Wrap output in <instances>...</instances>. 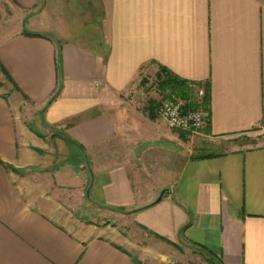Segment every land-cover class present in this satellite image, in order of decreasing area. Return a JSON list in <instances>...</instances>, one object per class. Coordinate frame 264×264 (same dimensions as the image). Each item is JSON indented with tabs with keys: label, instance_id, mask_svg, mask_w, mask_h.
Returning <instances> with one entry per match:
<instances>
[{
	"label": "crops",
	"instance_id": "1",
	"mask_svg": "<svg viewBox=\"0 0 264 264\" xmlns=\"http://www.w3.org/2000/svg\"><path fill=\"white\" fill-rule=\"evenodd\" d=\"M13 1L25 11L38 2ZM90 3L101 9L104 46L29 37L23 30L32 22L18 12L16 33L0 45V64L24 96L45 106V123L89 163L84 185L85 171H73L56 186L93 207L135 210L157 235L185 238L221 264H264V146L232 140L264 132V0ZM151 65L208 87L201 136L219 151L206 158L189 150L190 140L159 114L131 106L125 97ZM20 129L0 93V162L17 169L39 161L19 142ZM59 166L57 175L69 169ZM21 179L0 164V264H155L123 237L75 229L65 210L58 223L45 209L54 201L22 191Z\"/></svg>",
	"mask_w": 264,
	"mask_h": 264
},
{
	"label": "rangeland",
	"instance_id": "2",
	"mask_svg": "<svg viewBox=\"0 0 264 264\" xmlns=\"http://www.w3.org/2000/svg\"><path fill=\"white\" fill-rule=\"evenodd\" d=\"M90 2L91 0H38L32 10L25 11L13 0H0V45L16 33L18 23L15 20L18 12L24 17L27 16L26 21L30 19L29 22H32L31 26L24 28L23 33L46 34L57 43L72 41L91 48L104 46L101 9L99 5L91 6ZM166 72L161 68L156 72L152 65L145 67L137 77L139 80H136L135 88L125 97L131 106L141 110L148 109L158 114L160 106L166 100L178 99L184 103L183 100L176 98L177 94L171 95L170 87L163 84L168 76L163 75ZM206 88V85L194 86L191 101L198 102V105L203 107L201 102L207 95ZM200 90L204 92L202 98L199 96ZM0 93L11 101L18 127L25 129V133L19 130V142L26 141L29 144L30 153L41 161L40 164L38 161V164L19 169L2 161L4 167L22 178V191L27 192L33 189L35 192L38 191V194H34L35 196L39 195L44 200L54 201V203H48L50 208L45 209L53 212L50 214L55 221L58 223L64 221L61 212L65 210L66 215L73 220L75 229L80 225H92L100 229L103 236L111 239L123 237L130 244L131 249L145 251L148 261L154 260L155 264H221L218 258L213 259L208 251L185 238L171 244L163 240L155 232L140 224L135 210L93 207L86 199L79 201L77 197L74 198L73 190L70 188L57 187L56 184L68 180L73 175V171H85L81 173L82 185H84L89 169L86 156L81 155L78 148L74 147L64 134L45 123V106H37L25 97L5 76L1 68ZM202 111L208 112L204 109ZM203 130L198 134L182 131L179 134L190 140L189 150L194 148L195 152L201 156L215 154L219 151L215 148L217 144L213 141L212 143L207 137H202ZM232 140L244 148L262 147L264 132L257 130ZM62 143L68 144L69 152L66 147L60 145ZM65 161L69 169L65 168L57 175L61 171L60 163ZM60 175H62V181L58 179ZM53 205H58L59 208H54ZM70 205L73 207L71 208Z\"/></svg>",
	"mask_w": 264,
	"mask_h": 264
},
{
	"label": "built area",
	"instance_id": "3",
	"mask_svg": "<svg viewBox=\"0 0 264 264\" xmlns=\"http://www.w3.org/2000/svg\"><path fill=\"white\" fill-rule=\"evenodd\" d=\"M204 92L199 91L202 98ZM185 104L178 99L166 100L158 110L159 116L165 120L170 127L191 134L200 133L206 126L208 112L206 111H187L184 110Z\"/></svg>",
	"mask_w": 264,
	"mask_h": 264
},
{
	"label": "trees",
	"instance_id": "4",
	"mask_svg": "<svg viewBox=\"0 0 264 264\" xmlns=\"http://www.w3.org/2000/svg\"><path fill=\"white\" fill-rule=\"evenodd\" d=\"M24 34L29 36V37H42L43 36L42 34H38V33H24ZM0 68L3 71V73L5 74V76L14 84L16 89H18L21 92V90L18 88V86L15 84L13 79L10 77L8 72L4 69V67L1 64H0ZM163 70H165V69H163ZM165 71H167V70H165ZM165 74H166V76L167 75L168 76H167V79L163 82V84L165 83L166 87H170L171 95L174 96L175 94H177L178 96L176 95L177 96L176 98H179V99L184 101V103H185V107H184L185 112H187V111H199V110H202V109L209 111L210 94H209V91H208V87L206 88L207 95H206L205 98L202 99L203 102H201L203 107H201V106L198 105L199 104L198 102H192L191 101L192 92L194 90V86L202 87L201 85L192 84L190 82L182 80L179 77L174 76L170 72H166L163 75H165ZM59 91H60V88H59L58 92L56 93V95L53 96V98L51 99V102L53 100H55V98L58 96ZM68 140H69L70 143L74 144V142L71 141L69 138H68ZM205 157L207 158V157H210V156H205ZM0 164L4 166L3 162H0ZM159 237L162 238L163 240H166L170 244L173 243V242L167 240L166 238H163L161 236H159ZM203 250L208 251L205 248H203ZM208 253L211 255V257L213 259H217V257L212 252L208 251Z\"/></svg>",
	"mask_w": 264,
	"mask_h": 264
}]
</instances>
